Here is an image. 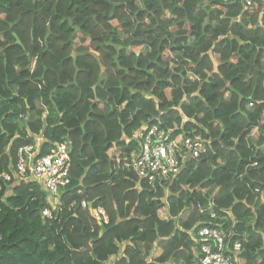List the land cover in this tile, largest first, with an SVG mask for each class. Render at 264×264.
<instances>
[{
  "label": "trees",
  "instance_id": "16d2710c",
  "mask_svg": "<svg viewBox=\"0 0 264 264\" xmlns=\"http://www.w3.org/2000/svg\"><path fill=\"white\" fill-rule=\"evenodd\" d=\"M253 2L0 0V176L41 133L38 156L67 140L72 157L53 220L40 184L2 181L0 264H103L123 244L116 264H192L188 231L223 209L248 237L243 258L264 260V0ZM144 124L211 143L153 187L120 160Z\"/></svg>",
  "mask_w": 264,
  "mask_h": 264
},
{
  "label": "built area",
  "instance_id": "2783aa9c",
  "mask_svg": "<svg viewBox=\"0 0 264 264\" xmlns=\"http://www.w3.org/2000/svg\"><path fill=\"white\" fill-rule=\"evenodd\" d=\"M230 1L227 0V2ZM243 6L253 9L254 2L253 0H243ZM263 17L264 12L259 17L260 24H262ZM134 139L138 143L137 149L121 160V164L125 169L136 174L139 183L147 182L153 187L157 183L166 184L177 177L185 168V164L189 161L199 160L206 150L205 144L211 143V140H204L203 136L199 134H186L180 138H172L171 132L161 129L158 125L150 126V124H144L136 132ZM38 155L34 145L21 148L15 169L0 176V189L2 181L9 184L37 182L48 193L49 207L43 211V216L53 220L55 212L60 206L62 189L70 184L72 167L70 142L65 140L53 143L50 153L44 156ZM256 193L260 194L261 202L264 204V192L256 190ZM213 206L214 203L211 200L210 207ZM82 207L89 209L91 215L100 224L110 222L109 215L103 207H94L91 202L87 201L82 202ZM222 212V215H218L213 211L210 222H200L199 226L188 231L193 241L192 250L195 260L192 264H251L243 258L248 237L236 232L237 223L230 210L223 209ZM227 222H230L228 227ZM128 244L133 246L132 243ZM125 246L126 244L120 245L121 254L112 255V259H108L109 264H116L124 257ZM157 247L153 249L149 261L153 260L154 256L152 255ZM142 252L145 254V247ZM257 264H264V260L259 258Z\"/></svg>",
  "mask_w": 264,
  "mask_h": 264
},
{
  "label": "crops",
  "instance_id": "0c3cea01",
  "mask_svg": "<svg viewBox=\"0 0 264 264\" xmlns=\"http://www.w3.org/2000/svg\"><path fill=\"white\" fill-rule=\"evenodd\" d=\"M46 116V115H45ZM46 118V117H45ZM34 139H35V144H34V146H35V149H36V154H38L39 153V151H40V148H41V145L46 141V139L44 138V135H43V133H41V134H39V135H36L35 137H34ZM130 154H123V156L120 158V160H124L126 157H128ZM131 157V156H130ZM32 164V163H31ZM161 249L159 248V247H157V249L155 250V253H154V255H152V256H154V257H158V256H160L161 255ZM121 254V253H120ZM114 256V255H113ZM115 257H118L117 255H115ZM153 257V258H154ZM119 258V257H118ZM150 258V257H149ZM109 259H112V256L109 258ZM103 264H109V262L108 261H106L105 263H103Z\"/></svg>",
  "mask_w": 264,
  "mask_h": 264
},
{
  "label": "water",
  "instance_id": "95a60500",
  "mask_svg": "<svg viewBox=\"0 0 264 264\" xmlns=\"http://www.w3.org/2000/svg\"><path fill=\"white\" fill-rule=\"evenodd\" d=\"M38 1H40V0H34V2H38ZM17 43L21 44V42L19 40H17Z\"/></svg>",
  "mask_w": 264,
  "mask_h": 264
}]
</instances>
